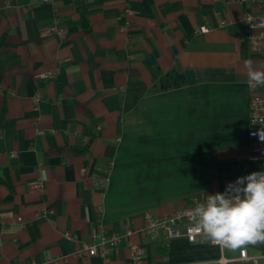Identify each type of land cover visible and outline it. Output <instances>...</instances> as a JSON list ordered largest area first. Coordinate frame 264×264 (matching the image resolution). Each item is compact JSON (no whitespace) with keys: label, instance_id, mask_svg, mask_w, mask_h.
I'll return each mask as SVG.
<instances>
[{"label":"crops","instance_id":"obj_1","mask_svg":"<svg viewBox=\"0 0 264 264\" xmlns=\"http://www.w3.org/2000/svg\"><path fill=\"white\" fill-rule=\"evenodd\" d=\"M258 12L251 0H0V264H132V243L143 264H264V243L242 261L164 233H134L107 261L74 254L260 171L244 65L263 71L244 21ZM159 71L196 84L150 93Z\"/></svg>","mask_w":264,"mask_h":264},{"label":"built area","instance_id":"obj_2","mask_svg":"<svg viewBox=\"0 0 264 264\" xmlns=\"http://www.w3.org/2000/svg\"><path fill=\"white\" fill-rule=\"evenodd\" d=\"M37 3H48L55 4L58 0H35ZM226 2L235 1L237 3H244L247 0H224ZM253 1L259 9V12L248 13L244 17V21L247 25L248 29V41L250 43L251 48L254 51H257L261 54L262 57V68L264 71V0H251ZM31 8L28 6L26 10ZM128 14H131L128 11ZM224 24V23H223ZM49 32L51 34L57 35L60 38L66 37L65 29L55 24L50 29ZM50 73H46L44 75V79H48ZM249 86V84H248ZM251 93V101H250V131L249 138L253 140L257 144V148L255 150L256 159L260 163V171L264 172V142H261L258 132L261 131L264 133V87L259 86H249ZM39 96H36L34 101L36 104L35 110H37V104L39 102ZM39 135H43L44 131L38 130ZM264 139V136H262ZM12 157H15L16 154H12ZM253 172H248L245 176L251 174ZM244 176V177H245ZM228 186V185H227ZM223 189L225 191L226 187ZM33 188L40 192L45 191V185L43 181H38ZM222 192V193H223ZM207 198L193 197L190 202L179 209H176L172 213L166 214L161 217H156L151 213H147L144 216V224L139 229L129 230L125 234L117 233L114 235H100L93 234L92 237L83 242L79 249L75 251V256L79 258L83 257H93V256H101L106 261L108 260L109 251L112 249H117L123 239H129L134 233H139L143 237L151 238L159 233H164L165 238L170 240L179 237H185L190 243L197 242L201 237H204V234L199 232L197 229H194L190 223V216L192 211L197 207L200 203H206ZM22 219H18L21 222ZM66 238L69 240L75 239V237L71 234H67ZM212 246L219 247L220 250H224L226 248H221L219 245L211 242ZM131 250V260L132 264H143V261L146 257V249L144 246L140 244H130ZM247 250L242 249L240 251V260H248Z\"/></svg>","mask_w":264,"mask_h":264},{"label":"clouds","instance_id":"obj_3","mask_svg":"<svg viewBox=\"0 0 264 264\" xmlns=\"http://www.w3.org/2000/svg\"><path fill=\"white\" fill-rule=\"evenodd\" d=\"M249 86L264 87V71L244 62ZM261 142L264 133L258 132ZM190 223L211 242L233 252L264 243V172H253L208 195L192 211Z\"/></svg>","mask_w":264,"mask_h":264},{"label":"trees","instance_id":"obj_4","mask_svg":"<svg viewBox=\"0 0 264 264\" xmlns=\"http://www.w3.org/2000/svg\"><path fill=\"white\" fill-rule=\"evenodd\" d=\"M83 24L87 28V21L85 19V15L82 16ZM160 78V83L157 87L152 89L150 93H155L159 91H168L171 89H177L185 86V83L182 79L178 78V75L175 74V71H172L166 75H164L161 71L158 73Z\"/></svg>","mask_w":264,"mask_h":264},{"label":"water","instance_id":"obj_5","mask_svg":"<svg viewBox=\"0 0 264 264\" xmlns=\"http://www.w3.org/2000/svg\"><path fill=\"white\" fill-rule=\"evenodd\" d=\"M156 62L155 58L153 55H151L149 58H148V63L150 65H154ZM179 79H183L187 82L188 85H194L196 84V75L193 71H186L184 73V75L182 76H179Z\"/></svg>","mask_w":264,"mask_h":264},{"label":"rangeland","instance_id":"obj_6","mask_svg":"<svg viewBox=\"0 0 264 264\" xmlns=\"http://www.w3.org/2000/svg\"><path fill=\"white\" fill-rule=\"evenodd\" d=\"M124 192H126V193H128L129 191H126V190H123ZM134 193H137V192H140V194L142 195V196H144V197H147V194H145V193H148L149 192V190L148 191H133Z\"/></svg>","mask_w":264,"mask_h":264}]
</instances>
